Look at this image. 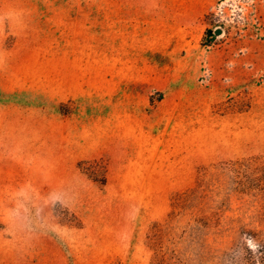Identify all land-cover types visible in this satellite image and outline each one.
I'll list each match as a JSON object with an SVG mask.
<instances>
[{
    "label": "rangeland",
    "instance_id": "rangeland-1",
    "mask_svg": "<svg viewBox=\"0 0 264 264\" xmlns=\"http://www.w3.org/2000/svg\"><path fill=\"white\" fill-rule=\"evenodd\" d=\"M253 156L264 0H0V264H264Z\"/></svg>",
    "mask_w": 264,
    "mask_h": 264
},
{
    "label": "trees",
    "instance_id": "trees-1",
    "mask_svg": "<svg viewBox=\"0 0 264 264\" xmlns=\"http://www.w3.org/2000/svg\"><path fill=\"white\" fill-rule=\"evenodd\" d=\"M220 169L234 182L238 193L250 195L264 190V157L253 156L229 160L223 163ZM91 172L95 174L94 170ZM94 180L102 185L106 181L105 178L100 180L94 178ZM183 195L188 197L189 193L186 192Z\"/></svg>",
    "mask_w": 264,
    "mask_h": 264
},
{
    "label": "water",
    "instance_id": "water-1",
    "mask_svg": "<svg viewBox=\"0 0 264 264\" xmlns=\"http://www.w3.org/2000/svg\"><path fill=\"white\" fill-rule=\"evenodd\" d=\"M221 33L222 31L220 29L216 31V34H221Z\"/></svg>",
    "mask_w": 264,
    "mask_h": 264
}]
</instances>
